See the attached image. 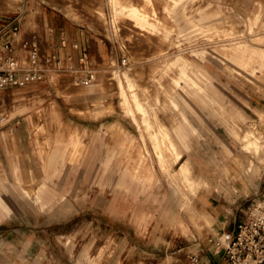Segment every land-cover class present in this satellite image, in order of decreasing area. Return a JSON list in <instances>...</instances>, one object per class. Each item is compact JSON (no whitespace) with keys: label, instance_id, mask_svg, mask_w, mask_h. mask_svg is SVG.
I'll use <instances>...</instances> for the list:
<instances>
[{"label":"rangeland","instance_id":"1","mask_svg":"<svg viewBox=\"0 0 264 264\" xmlns=\"http://www.w3.org/2000/svg\"><path fill=\"white\" fill-rule=\"evenodd\" d=\"M207 3L213 9L219 5L223 12L210 21L204 20L200 31L182 33L174 27L176 17L168 9L161 15L154 0H0V27L16 15L21 18L19 42L32 38L39 42L31 37L33 26L43 29L39 51L44 58L55 54L51 39L60 37V28L66 24L64 39L71 53L60 50L56 55H73L76 59L80 52L72 50L68 43H82L95 76L91 83L82 84L78 74L64 65L59 71L50 72L41 83L2 94L9 101L0 110L16 124L2 128L0 134L9 131L15 136L19 173L26 186L35 187L45 178L41 158L45 140L51 147L56 135L63 131L85 132L82 140L87 150L76 172L71 171L68 161L59 177L46 181L50 189L65 197L52 211H42L38 205L13 196L11 189L4 193L17 206L0 221V264H90L85 251L92 258L102 251L99 264H186L188 252L200 251L199 241L216 235L212 224H194L189 217L192 213L208 212L196 201L200 191L194 197L184 191L191 199V208L179 205V194L159 166L151 137L143 126L141 136L124 110L115 72L124 86V74L130 76L136 84L135 92L157 121L168 129L176 124L188 129L186 146L179 144L183 158L194 176L207 179L210 188L217 185L215 194L221 202L245 199L249 207L262 200L264 74L258 70L251 74L225 57L221 49L240 41L264 48V42L256 41L258 35L264 36V0H194V5ZM178 4L179 0H172L171 6ZM255 16H259L258 24L249 33ZM199 64L208 72L200 78ZM207 79L212 81L213 89L199 96L218 98L221 108L206 107L193 95L198 92L199 82L205 85ZM126 93L130 97L129 90ZM22 95L41 99H36L27 113L12 114L10 98ZM171 100H175V106ZM130 106L141 124V114L133 103ZM38 109L48 123L47 138L40 136L28 119ZM51 109L60 124L50 123ZM236 112L244 121L224 117V113ZM233 123L244 132V145L230 133L228 125ZM113 125L126 130L131 137L129 145L140 149L145 163H151L155 172L150 188L138 194L135 204L127 200L125 189L114 186L127 154L121 151L124 139L113 134ZM113 150L114 156L106 166ZM249 166L252 170L247 171ZM0 178L10 188L13 174L1 141ZM164 194V198L168 196L165 201L161 196ZM166 201V207L188 228L187 235L176 226H166L163 211L156 210ZM144 212L151 217L146 230H141L135 214ZM66 238L69 243H65ZM153 248L160 250L159 255L151 253ZM39 254L42 259L37 262Z\"/></svg>","mask_w":264,"mask_h":264},{"label":"crops","instance_id":"2","mask_svg":"<svg viewBox=\"0 0 264 264\" xmlns=\"http://www.w3.org/2000/svg\"><path fill=\"white\" fill-rule=\"evenodd\" d=\"M4 1V0H3ZM7 1V0H5ZM159 6L162 14H164V10L168 9L169 14L175 18V29L176 31H180L182 33H189L193 30L199 29L201 30V23L204 20L210 21L212 17L218 15L223 12V9L218 5L216 9L211 7V3H207L206 5H194V0H179V4L176 7H172V0H154ZM167 5V7H166ZM158 8H156L157 10ZM157 12V11H156ZM39 13V11H37ZM152 14V12L150 13ZM158 14V12L156 13ZM48 18L45 17L46 24ZM1 21V18H0ZM259 16H255L252 19L248 27L249 33H253L255 29V25L258 24ZM264 27V22H263ZM33 26L34 29L32 31V36L39 39V46L42 41L40 37L43 35V29L39 26ZM57 25L55 24V27ZM66 24H63L60 28V37L56 36V40L53 41L52 37V51L55 54H60V50L67 51L69 53V48L60 47V39L65 38L63 30L65 29ZM22 27V26H21ZM221 27L215 26V29H220ZM55 29V28H54ZM22 30V28H20ZM53 30V29H52ZM20 33H22L20 31ZM22 34H20V37ZM28 36H25L27 38ZM44 39V38H43ZM41 40V41H40ZM19 37L15 40V46L18 48L20 45ZM256 41L264 42V36L258 35L256 37ZM79 45L85 47L82 43L78 41ZM222 54L227 57L230 61H233L246 70H248L251 74H255L258 70L261 74H264V48L254 46L249 44L246 41H240L234 43L230 46L224 47L221 49ZM67 53V52H66ZM73 53V51H72ZM199 78L204 74H208L207 68L201 64H199ZM117 78L118 86H119V95L121 97V103L124 105L125 112L131 117L135 125L140 131V135L143 136L141 126L145 129L148 135L151 137L153 143V149L155 152V157L159 163V166L163 173L167 176L169 183L173 185L174 190L178 197V203L181 206H186L191 208L190 201L191 199L185 195L184 191H189V193L194 197L200 191L197 196V203L200 208L208 211L201 213H192L189 217L193 221L194 224L199 222H203L205 224H212L213 233H222V232H231L235 229L236 224L244 219L248 206L246 204L245 199L243 201L235 202H221L220 196L215 194L216 186L210 188V184L202 176L196 175L194 176L190 171L187 161L183 158V153L181 151V147L186 146V140L188 137V129L182 124H176L171 129H168L163 123L157 121L149 110L148 106L140 99L137 92H135L136 84L130 78L129 75L124 74L126 86H124L122 80L119 78L116 72L114 73ZM126 89L130 92V97L126 93ZM185 89V87H184ZM207 89H213L212 81L207 79L205 85H201L199 82V89L197 93H193V95H197L206 105V107L217 106L221 108L220 100L215 97H200L199 95L203 94ZM64 91V90H63ZM62 93V92H61ZM41 96H13L10 98V102L12 105V114L20 113L25 114L28 112L30 105L36 100L41 99ZM9 101L8 98L0 95V107ZM175 100H171V103L175 106ZM18 102L19 104H16ZM133 103L135 105V109L141 114V124L136 119L135 112L132 110L130 104ZM4 111L0 110V115L5 114ZM7 115V114H5ZM44 113L41 110L35 111L32 115L28 116V119L32 121L35 126L38 128V132L40 136L47 138V122L44 121ZM230 117L238 118L239 120H243V116L236 112L235 115H231L230 113L225 114ZM8 116V115H7ZM48 116L51 119L50 123L56 122L60 124V121L57 119V114L54 109L49 110ZM230 129V133L241 140L244 145L243 133L240 132L235 123L228 125ZM113 129V134L116 136L123 137L124 145L121 148L122 152L127 154L126 161L121 163L122 168H120L119 176L114 184L116 189H125L128 193L127 200H130V203L135 204L138 201V194L144 193L150 188V184L155 179V172L152 170V164L145 163V156H141L140 149L132 147L130 144L131 137L121 126L113 125L111 127ZM86 136V133L82 134L77 131H63L59 135H56L55 143L49 147L47 140L44 141L43 149L41 151L42 158V167L45 171V178L40 181L37 186H26V184L22 180V176L19 173V169L21 168L19 162V155L17 152V145L15 142V136L9 131H3L0 134L1 148L5 155L7 156L8 166L11 169L13 174V183L10 188L6 185L5 179L0 178V221L10 213H12L15 209V203L12 202L10 196L4 195L9 189L13 191V196H17L21 199L28 200L33 205H38L40 210L50 212L56 206L61 204L64 201L63 193H55L52 189L47 186L46 181L50 180L52 177H59L64 166L69 161L70 169L72 172H76L78 168L83 163V160L86 156L87 146L83 143V137ZM96 141V140H95ZM180 144V145H179ZM136 149V150H135ZM243 150H245L243 146ZM115 150L112 151L111 156L106 162V166H108L110 162V158L114 156ZM129 155V156H128ZM102 164V161H101ZM252 166H249L247 171L252 170ZM99 185L103 186V182H98ZM213 185V182H211ZM107 186V185H106ZM159 194L163 191L160 188ZM151 195V194H150ZM166 194L161 195L162 200L168 199V196L165 197ZM154 201H158V199H153ZM14 204V205H13ZM163 206L156 210L163 211L164 221L166 222V226H176L181 229L184 235L188 234V228L185 226L184 222L174 213L172 210H169L166 203H162ZM17 206V205H16ZM136 215V225L141 230H146L148 218L151 216L149 214L141 213L140 215ZM215 236V235H213ZM212 236V237H213ZM211 237V238H212ZM211 238L205 237L201 242L197 243L200 246L199 253L203 258L204 262L208 264H224L225 261L221 255L214 254V244L210 241ZM195 242V241H194ZM69 243L68 238H66V242ZM195 244V245H197ZM175 247V246H173ZM167 249V248H166ZM164 249V250H166ZM153 255H159L158 249L150 250ZM102 251H99L97 257L88 256L87 251H85L84 255L89 260L90 264H99V260L101 258ZM42 259V255L39 254L36 256L37 262H40Z\"/></svg>","mask_w":264,"mask_h":264},{"label":"built area","instance_id":"3","mask_svg":"<svg viewBox=\"0 0 264 264\" xmlns=\"http://www.w3.org/2000/svg\"><path fill=\"white\" fill-rule=\"evenodd\" d=\"M21 18L16 15L11 21L0 27V95L16 87H25L45 81L52 71H59L64 65L67 70L77 73L82 84L94 81V72L90 67L88 50L78 43H68L73 55L61 58L56 54L45 58L39 51L36 39H24L17 48L15 40L20 33ZM66 39H61L66 47ZM12 124L5 114L0 115V130ZM210 241L214 244V254L221 255L224 264H264V195L262 200L248 207L243 220L236 224L231 232L217 233ZM186 264H208L199 252L187 253Z\"/></svg>","mask_w":264,"mask_h":264}]
</instances>
